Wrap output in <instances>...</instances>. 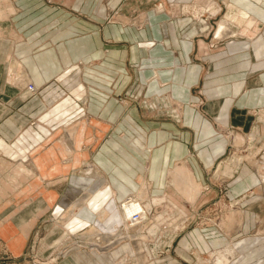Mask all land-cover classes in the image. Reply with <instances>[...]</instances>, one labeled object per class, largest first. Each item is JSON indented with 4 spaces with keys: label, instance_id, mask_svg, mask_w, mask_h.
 <instances>
[{
    "label": "crops",
    "instance_id": "1",
    "mask_svg": "<svg viewBox=\"0 0 264 264\" xmlns=\"http://www.w3.org/2000/svg\"><path fill=\"white\" fill-rule=\"evenodd\" d=\"M231 2V21L255 32L256 22L264 26V0ZM107 11L104 4L96 7L92 1L68 10L34 0L28 16L17 22L24 30L9 51L20 66V77L38 87L63 69L79 61L84 64L77 73L87 86V119L94 130L60 133V144L40 167L48 173L44 176L48 185L62 188L59 195L41 200L40 209L53 207L51 214L61 215L72 231L79 219L85 224L97 220L99 227L112 229L120 219L117 204L130 194H141L143 188L154 195L168 187H189L192 179L202 185L208 168L225 149L215 124L247 122L246 109L264 105V28L241 37L220 21L216 34L227 37L222 44L212 49L199 41L197 48L192 39L196 30L191 28L201 22L146 11L145 18L143 12L136 17L140 26H126L106 22ZM106 40L112 43L107 50ZM147 40L155 43L147 47L142 44ZM197 86L206 97L204 115L193 105ZM148 96H167L180 103L178 122L143 109L148 101L143 97ZM85 193L87 198L82 197ZM239 232L223 227L183 231L171 239L169 256L133 264L264 263V246L255 248V240L249 238L241 245L235 238ZM169 233L173 237V229ZM230 245L242 246L243 260H228L222 249ZM127 250L132 252L126 244L110 253L92 251L88 258L81 251L70 264H112ZM215 252L217 263L205 258Z\"/></svg>",
    "mask_w": 264,
    "mask_h": 264
},
{
    "label": "rangeland",
    "instance_id": "2",
    "mask_svg": "<svg viewBox=\"0 0 264 264\" xmlns=\"http://www.w3.org/2000/svg\"><path fill=\"white\" fill-rule=\"evenodd\" d=\"M33 1L0 0V264H70V261H74V254L81 251L87 253L88 258L92 251L110 253L126 244L132 252L124 251L112 264L148 260L138 235L130 236V243L129 239H122L119 234L108 235L113 229L99 227L97 220L85 224L86 221L82 219L78 220L76 230L72 231L69 223L60 218L61 215L51 214L53 207L40 209L41 200L46 197L52 199L62 190L52 182L47 184L49 180H45L44 176L48 173L40 170L44 158L50 157L56 145L60 144L57 141L60 133L94 130V123L90 124L87 119V86L77 73L83 62L63 69L52 81L38 87L27 77H20L22 71L19 64L11 60L9 51L24 30L17 22L28 16V6ZM44 1L50 6L68 10L78 2L83 6L87 1H92L96 7L104 4L108 10L106 22L126 26L138 24L136 17L143 12L145 18L146 11L161 13L172 19L189 18L202 23L197 29L191 28L196 30L192 39L197 48L200 47L199 41H205L206 48L212 49L222 44L227 37L216 34L220 21L231 31L239 32L241 37L252 36L264 28L262 23L259 25L256 22L255 32L251 26H239L231 21L228 16L231 0ZM46 14L43 12V16ZM64 21L67 20L62 18ZM152 42L155 43L147 40L142 44L148 47ZM109 44H112L111 41L106 40L105 50ZM31 85L35 87L34 90ZM194 92L198 99L193 105L204 115L206 97L199 86ZM143 99H148L143 109L160 119L168 118L177 123V117L182 115L183 107L170 97L148 96ZM127 100L137 104L135 99ZM246 115L247 122L215 124V129L226 144L222 155L208 168L205 183L201 185L192 179L189 187H168L154 195L146 188L142 189L143 195L134 193L141 198L137 197L148 211L144 221L148 222L139 226L143 236L148 239L153 237L150 233L155 231H146L152 227L157 231L158 242L165 246L162 255L155 257L157 261L169 256L167 251L171 248V239L190 229L232 228L240 231L235 238L241 245H245V239L249 238L255 240V248L264 246V105L246 109ZM96 130L100 131L99 128ZM62 142L70 143L69 140ZM121 202L116 210L119 216L123 215L119 207ZM38 211L42 214H32ZM123 221L127 226H133L127 220ZM116 222L113 228L116 224H122L121 219ZM130 228V234L137 233L135 230L138 227ZM168 228L174 229L173 237L167 232ZM98 231L103 234L99 238L94 234ZM241 247L230 245L222 250L226 252L228 260L236 258L241 261L246 255ZM17 248L20 251L16 253L14 249ZM216 253L205 258L217 263L219 254ZM258 254L256 251V258Z\"/></svg>",
    "mask_w": 264,
    "mask_h": 264
},
{
    "label": "built area",
    "instance_id": "3",
    "mask_svg": "<svg viewBox=\"0 0 264 264\" xmlns=\"http://www.w3.org/2000/svg\"><path fill=\"white\" fill-rule=\"evenodd\" d=\"M134 197L137 198L136 197V194L128 195L125 199L126 200H130V199H133ZM125 199H123V200H125ZM121 204H122V202L120 203L119 207L121 206ZM120 210H121V208H120ZM134 216L135 217H138L139 215L134 214ZM120 219L122 221L121 226H118V224H116L114 226V228H112L113 231L111 230V231H109V233H107L108 235L119 234V235H121V238L122 239H125V238L126 239H129L128 240L129 242H130V240L132 241V237L133 236L138 235V241H140V240L142 241V245L140 243L141 248H142V250L144 252L147 253V256H148V260H145V261H152V260L154 261V260H156L155 257H158V256H161L162 255L165 246L162 247L161 244L158 242V237H157V231L156 230L151 229L152 227L148 228L149 230L146 229L147 233L150 230L156 232V233H150L151 236H153V237H150L148 239V238H145V236H143V230H141L142 228L141 227L139 228V226L141 225V223L135 224L133 226H127L125 224V222L123 221V219H122V215H120ZM147 222H142V223H147ZM130 227H135V228L138 227V229L135 230L137 233H131L130 234V230H132ZM166 230H167V232H169L170 230L172 231V229H170V228H168ZM173 231H174V229H173ZM94 234L97 235V238H99V236L103 235L101 231H98L96 233L94 232ZM130 236H132V237H130ZM125 242L129 244V242H127V241H125ZM136 244H138V243L136 242ZM133 249H134V246H133ZM135 254H136V250L134 249L133 255H135ZM140 261H142V260H140ZM137 262H139V261H137Z\"/></svg>",
    "mask_w": 264,
    "mask_h": 264
},
{
    "label": "bare ground",
    "instance_id": "4",
    "mask_svg": "<svg viewBox=\"0 0 264 264\" xmlns=\"http://www.w3.org/2000/svg\"><path fill=\"white\" fill-rule=\"evenodd\" d=\"M30 87L33 90L35 89L33 85H31ZM121 210L123 213L122 218L127 220L129 225H135L144 222L148 215V211L146 210L144 204L137 198L123 200V203L121 204ZM134 214H137L139 216L135 217Z\"/></svg>",
    "mask_w": 264,
    "mask_h": 264
}]
</instances>
